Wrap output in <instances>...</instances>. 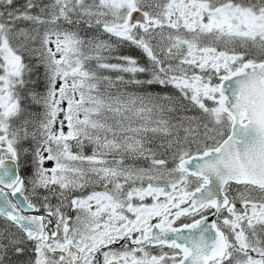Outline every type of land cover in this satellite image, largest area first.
<instances>
[{"label": "snow or ice", "instance_id": "snow-or-ice-1", "mask_svg": "<svg viewBox=\"0 0 264 264\" xmlns=\"http://www.w3.org/2000/svg\"><path fill=\"white\" fill-rule=\"evenodd\" d=\"M0 264H264V0H0Z\"/></svg>", "mask_w": 264, "mask_h": 264}]
</instances>
